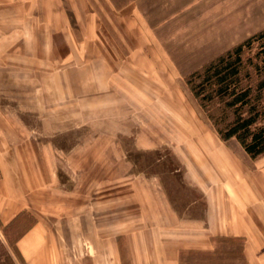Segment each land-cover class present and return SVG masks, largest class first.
I'll list each match as a JSON object with an SVG mask.
<instances>
[{"label":"crops","instance_id":"0c3cea01","mask_svg":"<svg viewBox=\"0 0 264 264\" xmlns=\"http://www.w3.org/2000/svg\"><path fill=\"white\" fill-rule=\"evenodd\" d=\"M136 1L113 7L135 36L119 59L102 37L95 0H0V31H23L0 41V61L18 63L10 64L12 77H29L31 63L41 64L38 75L56 79L55 94L67 93L76 104L84 95L127 88L118 78L129 76L131 102L141 103L148 130L160 126L163 141L181 148L185 182L127 180L124 168L112 177L111 166L90 161L72 167L70 181L60 180L53 153L12 133L18 123L9 118L11 128H0V239L2 228L30 220L15 243L23 264H180L184 251L211 253L215 239L225 237L243 242L246 264H264V157L252 161L213 133H174L165 118L172 83L160 85L156 59L144 53L149 39L137 32ZM55 63L57 70L49 68ZM198 141L216 149H200Z\"/></svg>","mask_w":264,"mask_h":264},{"label":"rangeland","instance_id":"374dc122","mask_svg":"<svg viewBox=\"0 0 264 264\" xmlns=\"http://www.w3.org/2000/svg\"><path fill=\"white\" fill-rule=\"evenodd\" d=\"M136 2L139 8L137 32L149 39L144 53L149 57L152 54L156 59L157 67L154 61L153 65L158 71L160 85L166 86L168 81L172 83L165 118H170L174 133L188 136L200 131L196 137L212 133L220 137L188 90L185 78L264 30V0ZM113 7L116 8L110 0L94 2L102 22V37L117 57L123 59L134 47L135 36L118 23ZM22 33V29L9 33L0 31V41L23 37ZM10 64L0 61V128L9 130L11 127L6 119H15L18 125L14 126L12 133L30 136L51 151L60 180L70 181L76 176L71 173L72 167L84 166L90 161L96 166H111L112 177L118 176L120 168H124L127 180L137 175L156 182L172 179L185 182L186 164L178 154L181 148L178 144L163 141L164 130L160 126L159 132L148 130L141 103H133L136 98L129 76L117 77L118 81L127 83V88L124 84L119 89L115 83L116 76L112 75L108 82L111 81L116 90L118 88L117 93L84 95V101L80 97L76 104L67 93L55 94L53 87L56 79L39 76L44 70L41 64L31 63L29 77H12ZM49 68L57 70L58 64ZM144 73L140 71L139 75L143 77ZM56 96L60 98L54 100ZM188 126L194 128L190 127L192 129L188 132ZM223 142L233 151L244 152L234 139ZM198 144L200 149H216L215 143L208 144V147L202 146L199 141ZM166 172H169L170 178ZM172 172L175 178L170 174ZM30 224V220H21L2 228L5 238L0 239V264H23L16 253L15 243ZM224 245L228 255L223 256L222 264H246L242 241H228ZM183 253L184 264L196 263V254L189 251Z\"/></svg>","mask_w":264,"mask_h":264},{"label":"trees","instance_id":"16d2710c","mask_svg":"<svg viewBox=\"0 0 264 264\" xmlns=\"http://www.w3.org/2000/svg\"><path fill=\"white\" fill-rule=\"evenodd\" d=\"M129 1L110 3L117 8ZM185 84L223 141L234 139L252 161L264 157V30L191 72ZM228 241L234 238H216L211 253H189L195 264H222Z\"/></svg>","mask_w":264,"mask_h":264}]
</instances>
